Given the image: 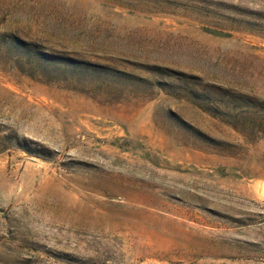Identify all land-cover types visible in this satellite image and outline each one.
I'll return each instance as SVG.
<instances>
[{
    "label": "rangeland",
    "instance_id": "rangeland-1",
    "mask_svg": "<svg viewBox=\"0 0 264 264\" xmlns=\"http://www.w3.org/2000/svg\"><path fill=\"white\" fill-rule=\"evenodd\" d=\"M0 264H264V0H0Z\"/></svg>",
    "mask_w": 264,
    "mask_h": 264
}]
</instances>
